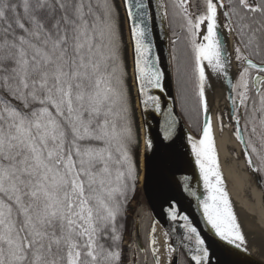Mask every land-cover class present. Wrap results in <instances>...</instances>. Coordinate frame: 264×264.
<instances>
[{"label":"snow or ice","instance_id":"snow-or-ice-1","mask_svg":"<svg viewBox=\"0 0 264 264\" xmlns=\"http://www.w3.org/2000/svg\"><path fill=\"white\" fill-rule=\"evenodd\" d=\"M152 7V0H0V264H125L129 193L138 180L147 181L153 156L175 143L177 125L170 108L159 140L154 144L144 134L137 163L140 137L122 35L126 27L134 44L139 103L160 113L159 96L150 94L164 90V73L152 56ZM155 7L157 16L168 15L164 0ZM173 7L191 37L190 63L175 66L181 109L191 90L206 114L209 73L226 81L234 135L247 165L264 174V0H175ZM221 28L238 39L234 80ZM187 140L207 192L198 204L211 233L206 240L187 215H179L176 202L169 203V218L183 221L190 264H211L217 240L246 252V234L219 170L211 118L205 115L198 140ZM155 244L151 239L153 264H161ZM164 251L172 264L176 249Z\"/></svg>","mask_w":264,"mask_h":264},{"label":"water","instance_id":"water-1","mask_svg":"<svg viewBox=\"0 0 264 264\" xmlns=\"http://www.w3.org/2000/svg\"><path fill=\"white\" fill-rule=\"evenodd\" d=\"M153 7L151 13L154 18L152 24L151 42L153 44L152 56L157 60L160 70L164 73L162 80L163 91L159 89L150 90V94L159 96L161 104V112L156 113L153 109L147 111L140 105V97L138 96V85L135 82L134 71V44L131 40L128 29L125 27L126 42L128 46L130 76L132 80V88L135 97V105L137 116L139 120L141 133V159L144 154L143 136L145 133L151 136L154 144L159 140V126L164 120V113L168 109H174V115L177 118L176 134L174 136L175 143L169 148H162L160 152L153 156L151 171L147 181L141 182V193L147 210L150 214L151 222L154 221L163 231L166 239V247L171 246L176 249V252L171 257L172 264H179L180 256H183L187 264H190L189 257L185 254V249L182 247L183 229L180 225L182 220L175 221L169 218L168 205L175 201L179 215H187L193 222V226L197 227L202 236L207 240L210 238V226L204 222L203 216L197 213V203L194 196H191L185 190L184 185H188L185 167L190 160L188 157V144L186 142V135L194 138L196 136L191 132L184 119L182 118L176 103V96L174 90L173 69L170 52V34L168 17H164L161 12L157 16L156 0H152ZM166 4V0H164ZM122 17H123V12ZM232 77V74H231ZM224 91L229 96V88L226 81L223 80ZM231 105V101L228 99ZM205 114L203 112V121L200 128L202 132ZM148 155H152L149 153ZM141 161V160H140ZM144 175V170L141 168V176ZM197 180L203 184L198 171ZM261 190V189H260ZM261 199L264 201V194L261 192ZM151 222H150V238H151ZM135 242L136 245L142 249L141 238L138 226L135 227ZM248 250L246 252H239L235 249H230V246L223 245L217 240L216 244L211 245L210 256L211 264H264V257L251 251V247L247 243ZM150 258L153 264V257L150 251V244L148 246ZM169 264V259L168 262Z\"/></svg>","mask_w":264,"mask_h":264},{"label":"bare ground","instance_id":"bare-ground-1","mask_svg":"<svg viewBox=\"0 0 264 264\" xmlns=\"http://www.w3.org/2000/svg\"><path fill=\"white\" fill-rule=\"evenodd\" d=\"M210 75L209 83L214 78ZM215 80V79H214ZM132 81V80H131ZM211 87L206 91V100L208 105L209 99L219 101L223 96V85L218 83H210ZM217 102L214 101L213 106ZM207 116L212 120L214 146L218 158L219 170L222 174L224 187L228 193L229 199L233 205L234 212L241 223L244 233L246 234V241L251 247V251L264 257V208L262 206L261 190L254 187L247 179V175L243 170L241 162L232 158L229 150L226 147L228 140L231 137L230 128L221 132L216 130V123L212 111L207 112ZM202 133V132H201ZM200 133V135H201ZM188 136L186 135V142L188 144ZM194 138V137H193ZM196 137L194 139H199ZM141 152V151H140ZM141 154V153H140ZM188 157L190 164L185 167L186 176L189 188L196 193L194 196L197 203V213L201 216L202 209L199 207L198 201L203 199L207 192L204 184L198 182L196 176L199 168L195 164V157L191 153V147L188 144ZM141 160V156H140ZM155 227V232H152ZM155 239V246L161 251V264H168L169 257L164 251L166 248V239L163 231L156 222H151V239Z\"/></svg>","mask_w":264,"mask_h":264},{"label":"trees","instance_id":"trees-1","mask_svg":"<svg viewBox=\"0 0 264 264\" xmlns=\"http://www.w3.org/2000/svg\"><path fill=\"white\" fill-rule=\"evenodd\" d=\"M173 4L174 3L172 0H166L167 11H168L167 17H168L169 34H170V52H171V60H172L176 103L178 110L182 118L184 119L185 123L187 124L191 132L195 136H197L200 132V128L202 125L203 113L202 110L199 109L195 103L194 92L190 90L189 92L190 99L184 110L181 109V102L178 101L177 99L175 66L177 63H179L183 68L185 64H189L192 53H191V44H190L191 37L189 36L186 27L183 26L185 25V21L178 14V10L173 7ZM190 11L195 12L196 10L194 11L191 9ZM121 17H122V13H121ZM201 37L202 35L200 33V35L196 37L197 41H199ZM122 40H123V58L125 63V70L127 72L126 83L130 93L134 127H135V131L140 137V143L139 146L134 149V155L137 163L140 164L141 133H140L139 120L135 105L134 92L131 84L132 81L130 76L128 46L126 42L125 28L123 29ZM173 41H175V44H173ZM174 54L177 56L176 61H173L172 59ZM150 220H151L150 214L143 200L140 181L138 180L136 183L135 191L129 193V200L126 209V217L123 220V223L125 225V231H124L125 264H133V262L134 264H143L144 260L151 262L147 247L145 246L144 249H140L135 242V227L138 226L139 234L141 236V241H142L141 243L144 246L147 240L146 238L150 227ZM179 264H187L183 256H180Z\"/></svg>","mask_w":264,"mask_h":264},{"label":"rangeland","instance_id":"rangeland-1","mask_svg":"<svg viewBox=\"0 0 264 264\" xmlns=\"http://www.w3.org/2000/svg\"><path fill=\"white\" fill-rule=\"evenodd\" d=\"M172 1H173V3L175 2V0H172ZM191 9L194 10V11L196 10L194 7H190V10ZM216 82L218 83V85H220V84L223 85V79L222 78H219L218 79L217 77L212 78V81L210 83H216ZM214 101H216L217 103L213 106ZM209 103H210V105H208V111H212V114L215 117L214 120H215V123H216V130L218 132H221V131H223L225 129H229L230 128L231 137H230V139L228 140V142L226 144V147L229 150V153L231 154L232 158H234L235 160L241 162V164L243 165V170H244V172L247 175L248 181L254 187L260 189V186L258 184V181L256 179H254L249 174L248 166L245 165V163L243 162V160L241 158V154H240V151H239L238 143H237V141L235 139V135H234L233 131L231 130V126H230V124L228 122V117H227V101H226V98H225V95H224V89H223V96L221 97V99L219 101L214 100V98H212V99H209ZM202 113H203V110H202ZM199 136H200V132H199V134L196 137H199ZM262 194H263V192H262ZM262 206L264 208V202H263V200H262ZM140 238H141V236H140ZM146 239L147 240H146L144 246L142 245V249H144V247L146 246L147 249H148V251H149L148 246L150 244V227H149L148 235H147V238ZM149 264H152V263L150 262Z\"/></svg>","mask_w":264,"mask_h":264},{"label":"flooded vegetation","instance_id":"flooded-vegetation-1","mask_svg":"<svg viewBox=\"0 0 264 264\" xmlns=\"http://www.w3.org/2000/svg\"><path fill=\"white\" fill-rule=\"evenodd\" d=\"M227 21L225 20V18L221 15L220 17V24L223 25L224 23H226ZM221 31L223 32V37L222 39L225 40V55L229 57V59L231 60V68H230V73L232 74V78L233 80L235 79L237 72H238V68H239V64L238 62L235 60V47L238 44V39L236 38L234 33H229V31L227 29L221 28ZM201 35H203V32L201 33ZM224 95L227 101V117H228V122L231 126V130L235 131V123L233 121L230 120V115L232 113V103L231 105L228 103V97H227V93L224 91ZM243 112V109H241V114ZM241 128L243 129L244 125H243V120H241ZM248 137L245 136V139H247ZM236 139V137H235ZM238 146H239V151L241 154V158L243 160V162L245 163V165H247L246 159H245V155H244V145L238 141L236 139ZM248 166V165H247ZM249 169V174L258 181V184L260 186V189H262L261 191L264 194V174H260V173H256L253 172L252 169L248 166ZM144 251V250H143ZM143 264H149V262L147 260H144Z\"/></svg>","mask_w":264,"mask_h":264}]
</instances>
